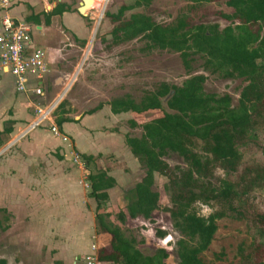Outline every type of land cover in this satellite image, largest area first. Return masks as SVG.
Wrapping results in <instances>:
<instances>
[{
  "label": "rangeland",
  "instance_id": "1",
  "mask_svg": "<svg viewBox=\"0 0 264 264\" xmlns=\"http://www.w3.org/2000/svg\"><path fill=\"white\" fill-rule=\"evenodd\" d=\"M75 1L66 0L74 9ZM224 2L212 0L192 5L182 0H154L148 7L126 12L124 18L139 13L156 24L170 25L183 16L189 25L217 24L222 28L225 22L217 13H231ZM132 3L133 0H93L85 12L90 19L83 21L85 39L78 42L73 41L66 30L58 32L60 39L52 37L48 42L49 32L32 31L34 47L46 50L47 43L60 50V57L48 65L50 53L45 52L48 72L42 98H28L32 106H27L24 99L15 98L14 101H19L16 104L5 97L0 107V130H12L9 135L0 133V260L5 264H84L83 256L93 254L97 257L98 250L108 243L109 237L96 232V213L107 214L108 220L119 225L125 236L133 238L144 254L163 249L167 252L164 264H176L174 243L179 235L166 211L170 203L164 188L165 178L154 174L153 190L158 194V208L149 220L126 218L124 224L115 220V215L124 211L128 193L143 176L142 167L124 144L126 136L138 137L140 134L139 128L130 129L128 120L141 124L156 117L157 113L134 116L128 112L111 117L107 103L123 96L137 102L159 83L178 86L189 76L202 74L205 76V93L227 94L235 104L245 81L223 79L205 72L203 60L195 55L189 57V68H185L178 53L147 49L144 40L112 46L110 31L114 24L105 14H114L120 6ZM75 15L76 21L72 17L70 28L82 35L84 31L78 20L82 17ZM60 103H63L65 117L70 120L69 126L77 124L75 126L79 127L74 128V133L66 130L59 133L65 141L48 130L47 121L30 129L36 117L34 106L50 109L54 122ZM99 105L101 108H97ZM94 108L97 109L88 114ZM9 117H14L17 125L10 127ZM82 120L85 122L80 123ZM34 131H37L36 135L30 136ZM21 142L34 146L24 148L23 143L19 144ZM193 151L205 157L198 145ZM239 152L241 161L236 172L226 173L211 163L206 181L213 187L221 180L238 184L243 168L264 166V130L257 129L254 139L241 145ZM81 155L89 158L82 159ZM163 161L170 168H185L181 159L171 153L165 155ZM98 171L112 177L115 184L106 191L107 200L100 201L99 209H96L97 203L89 197L86 177L89 172ZM232 204L243 217L223 216L216 220V231L208 249L199 256L201 261L264 264V254L255 255L253 259L249 255L256 240L251 221L255 213L264 212V188L242 191L241 187ZM205 208L210 211L205 213ZM191 209L197 215L207 217L221 208L215 201H210L195 202ZM158 232L164 236H158ZM239 247L243 250L240 254Z\"/></svg>",
  "mask_w": 264,
  "mask_h": 264
},
{
  "label": "trees",
  "instance_id": "2",
  "mask_svg": "<svg viewBox=\"0 0 264 264\" xmlns=\"http://www.w3.org/2000/svg\"><path fill=\"white\" fill-rule=\"evenodd\" d=\"M152 1L133 0L130 5L120 6L114 14H105L114 24L110 31L112 46L144 40L147 49L178 53L185 68H189V57L195 55L203 60L205 72L223 79H242L245 85L235 104L227 94L205 93V76L202 74L188 75L178 86L159 83L137 102L123 96L107 103L112 115L157 113L156 117L141 124L128 120L130 129L139 128L140 134L138 137L126 136L124 144L142 167L143 176L128 193L124 211H119L115 220L118 224H124L126 218L149 220L158 208V194L153 190L154 174L161 176L166 179L164 188L170 203L166 211L179 235L174 243L176 264H212L201 261L199 256L212 241L216 220L223 216L243 217L232 204L239 196V188L242 187V191L264 188V166L259 165L243 168L238 184L221 180L213 187L206 181L211 163L226 173L236 172L241 161L239 147L252 141L257 129L264 130V0H225L224 5L231 13H217L225 22L222 28L217 24L189 25L183 16L170 25L156 24L139 13L124 18L126 12L148 7ZM182 1L199 5L212 0ZM67 10L69 7L64 4L56 5L44 15L45 23L50 16ZM63 108V103L57 106L53 122L60 134L62 124L70 122ZM10 132L8 128L0 133ZM195 145L205 157L193 151ZM168 153L180 158L185 168H170L163 161ZM81 158L89 157L81 155ZM86 182L89 197L99 209L98 203L107 200L106 191L115 181L105 172L98 171L89 172ZM210 201L218 203L221 209L207 217H201L191 209L195 202ZM108 218L107 214L96 213L94 216L96 232L109 237L108 243L97 252L98 263L164 264L165 250L156 249L151 254H144L137 248L135 240L125 236L119 225ZM251 223L256 236L249 254L253 259L255 255L264 254V212L255 213ZM157 234L164 236L161 232ZM238 252H243L241 247ZM0 264L5 262L0 260Z\"/></svg>",
  "mask_w": 264,
  "mask_h": 264
},
{
  "label": "built area",
  "instance_id": "3",
  "mask_svg": "<svg viewBox=\"0 0 264 264\" xmlns=\"http://www.w3.org/2000/svg\"><path fill=\"white\" fill-rule=\"evenodd\" d=\"M12 0H0V80L5 76L12 80L16 93L26 98L40 99L44 96V78L48 72L46 53L32 45L29 29L24 22L9 14ZM35 119L30 129L43 121L49 122L48 130L65 141L53 124L50 109L34 106ZM84 264H99L92 254L83 256Z\"/></svg>",
  "mask_w": 264,
  "mask_h": 264
},
{
  "label": "crops",
  "instance_id": "4",
  "mask_svg": "<svg viewBox=\"0 0 264 264\" xmlns=\"http://www.w3.org/2000/svg\"><path fill=\"white\" fill-rule=\"evenodd\" d=\"M75 2H76L75 3L76 7L74 9V7L73 6L71 7L70 3L69 2L67 3L66 0H12V3H11L10 8H9V14L11 16L15 17L16 19L21 20L22 22H24L26 24V26L29 29L31 41H32V31L33 30L35 32L39 31L40 34H42V32L43 33L49 32L51 34V36H50V38L48 37L46 39L47 42L50 41V39L52 37L59 38L58 32L61 30H66L67 32H69V34H71L72 40L75 42H78L80 40H83V38L85 39L86 28L84 27L83 21H85V19L89 20L90 18L87 17L86 15L81 16L77 13V8L79 7L80 0H76ZM58 4H64L65 6H68L69 10L64 11L58 15L50 16L48 18V22L45 23L44 15H47L48 13H50L51 10ZM75 14L82 17L81 20L78 19L80 24H81V27L84 31V33L82 35L76 34L74 32V30H72V28H70V26L73 23L72 17H74V20H75V16H76ZM77 25L79 26V24H76V26ZM32 43H33V41H32ZM46 46H47V49L46 50L44 49V51L47 54H48V52L50 53L49 54V63H48V65H49V64H51L53 59L60 57V54H59L60 50L57 47L54 48L53 46L48 45L47 43H46ZM51 56H52V58H51ZM5 97L8 98V101L10 103H12L15 100V98H17V99H22V100L24 99L23 103H27V106H28V104L30 106H32V104H30L27 100L28 97L26 98L25 96L18 94L14 91L13 85H12V80L10 77H7V76L6 77L4 76L0 80V107H1L2 103L4 102ZM14 103L19 104V101L16 100V101H14ZM101 110L103 111V109H101ZM109 114L111 117H117L118 116V115H112L111 113H109ZM8 120H10V121H8V123L11 124L10 127H12L13 125H17V123L14 121V117H9ZM82 122L84 123L85 120H82L80 123H82ZM75 125H77V124H72V126H69L68 123H64L61 126V130H62V132H65V130H66V131L74 133V130H75L74 128H76V130L79 128V127H76ZM0 132H1V130H0ZM11 132H12V130H11ZM36 133H37V131H34V132L30 133V136H33V135L35 136ZM58 142H60V141L58 140ZM22 143H23V145H22ZM19 144H21L24 148H30L31 146H34V144H30L29 142H26V143L21 142Z\"/></svg>",
  "mask_w": 264,
  "mask_h": 264
},
{
  "label": "water",
  "instance_id": "5",
  "mask_svg": "<svg viewBox=\"0 0 264 264\" xmlns=\"http://www.w3.org/2000/svg\"><path fill=\"white\" fill-rule=\"evenodd\" d=\"M91 2L92 0H80L79 7L77 8V13L81 16H85V12L89 10L87 8L89 7Z\"/></svg>",
  "mask_w": 264,
  "mask_h": 264
},
{
  "label": "clouds",
  "instance_id": "6",
  "mask_svg": "<svg viewBox=\"0 0 264 264\" xmlns=\"http://www.w3.org/2000/svg\"><path fill=\"white\" fill-rule=\"evenodd\" d=\"M205 213L209 212L210 210L208 208L204 209Z\"/></svg>",
  "mask_w": 264,
  "mask_h": 264
},
{
  "label": "bare ground",
  "instance_id": "7",
  "mask_svg": "<svg viewBox=\"0 0 264 264\" xmlns=\"http://www.w3.org/2000/svg\"><path fill=\"white\" fill-rule=\"evenodd\" d=\"M92 1H93V0H92ZM91 3H92V2H91ZM91 3H90V5H91ZM90 5H89V7H90ZM89 7H88V8H89ZM88 8H87V9H88Z\"/></svg>",
  "mask_w": 264,
  "mask_h": 264
}]
</instances>
